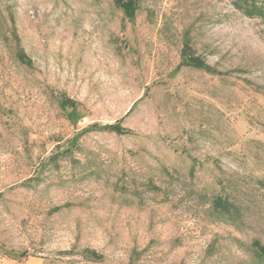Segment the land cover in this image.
Listing matches in <instances>:
<instances>
[{"label":"rangeland","instance_id":"obj_1","mask_svg":"<svg viewBox=\"0 0 264 264\" xmlns=\"http://www.w3.org/2000/svg\"><path fill=\"white\" fill-rule=\"evenodd\" d=\"M0 0V264H264V0Z\"/></svg>","mask_w":264,"mask_h":264},{"label":"trees","instance_id":"obj_2","mask_svg":"<svg viewBox=\"0 0 264 264\" xmlns=\"http://www.w3.org/2000/svg\"><path fill=\"white\" fill-rule=\"evenodd\" d=\"M233 2L236 7L247 12L256 11L258 9V6L256 5L257 0H233Z\"/></svg>","mask_w":264,"mask_h":264},{"label":"crops","instance_id":"obj_3","mask_svg":"<svg viewBox=\"0 0 264 264\" xmlns=\"http://www.w3.org/2000/svg\"><path fill=\"white\" fill-rule=\"evenodd\" d=\"M19 264H42V260L35 256H29L22 260Z\"/></svg>","mask_w":264,"mask_h":264}]
</instances>
